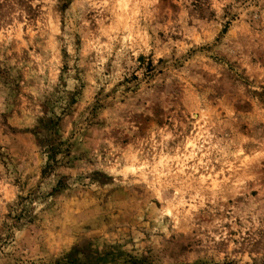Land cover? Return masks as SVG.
<instances>
[{
	"label": "rangeland",
	"instance_id": "374dc122",
	"mask_svg": "<svg viewBox=\"0 0 264 264\" xmlns=\"http://www.w3.org/2000/svg\"><path fill=\"white\" fill-rule=\"evenodd\" d=\"M0 264H264V0H0Z\"/></svg>",
	"mask_w": 264,
	"mask_h": 264
}]
</instances>
